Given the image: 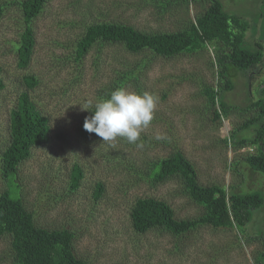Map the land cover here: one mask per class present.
Returning a JSON list of instances; mask_svg holds the SVG:
<instances>
[{"label":"rangeland","instance_id":"1","mask_svg":"<svg viewBox=\"0 0 264 264\" xmlns=\"http://www.w3.org/2000/svg\"><path fill=\"white\" fill-rule=\"evenodd\" d=\"M220 1L227 11L239 13L249 22L247 44L264 36V0ZM0 4L5 7L0 19L5 83L0 92V152L8 140L10 110L24 89V73L39 79L31 95L50 117L53 133L62 131L65 136L58 139L53 135L50 143L33 148L16 170L22 201L35 223L48 229H68L73 234V251L86 264H258L264 251V204L253 213L245 233L235 227L199 225L178 236L154 229L137 234L129 211L136 196L154 195L171 204L177 219L201 214V207L181 193L176 177L156 185L146 178L151 163L173 150H180L193 165L199 184L243 190L249 186L260 189L264 196V176L241 174L248 170L241 156L254 152L255 147L223 142L234 128L257 114V108L247 105L258 97L259 79L264 76V39L263 67L250 83L245 73H237L233 88L224 92V100L232 106L217 119L206 108L202 93L204 85H222L217 67L211 63V44L201 51L171 57H153L148 51L128 53L118 44H94L79 65L74 59L78 35L95 20L126 23L148 33H173L194 22L210 0H48L31 23L35 46L24 70L16 66L12 43L22 29L20 8L16 0H0ZM144 56L148 61L138 72L140 81L123 86L157 98L153 120L139 141L128 143L118 137L106 143L97 135L86 140L79 137L77 118L88 111L81 105L103 98L118 73ZM253 127L240 130L239 136L249 138ZM158 134L166 139L157 140ZM73 161L80 162L84 177L77 189L70 190L68 174ZM233 161L236 171L231 167ZM99 181L105 191L94 200L93 187ZM5 188L0 168V193ZM9 246V237H0V264H12ZM259 264L264 262L259 260Z\"/></svg>","mask_w":264,"mask_h":264},{"label":"trees","instance_id":"2","mask_svg":"<svg viewBox=\"0 0 264 264\" xmlns=\"http://www.w3.org/2000/svg\"><path fill=\"white\" fill-rule=\"evenodd\" d=\"M47 1L16 0L23 24L18 39L12 43L17 57L16 66L22 70L29 66L34 52L35 34L31 23ZM210 1L208 8L197 15L194 22L173 33H148L126 23L95 20L87 24L78 35L74 45V59L79 65V61L94 44H118L128 53L148 51L153 57H171L201 51L211 44L214 48V60L211 63L217 67L216 74L222 85H204L202 93L206 98V108L212 110L216 118L220 119L232 106L224 100V92L233 88L237 73H245L247 82L250 83L254 74L263 67L264 36L253 45L247 44L246 33L250 24L244 16L227 11L220 0ZM4 9V5L0 4V19ZM147 61L144 56L128 70H121L108 92L130 82H139L138 72ZM21 81L24 89L19 92L16 103L10 110L8 140L0 152V168L6 185L0 193V237H9L12 264H86L73 251V234L68 229L38 226L33 214L22 201L16 179L18 165L30 157L33 148L50 143L54 136L58 139H64L65 136L62 131L53 133L50 117L31 95L40 83L37 76L31 72L24 73ZM4 87L0 64V92ZM257 92L258 97L247 105L257 108V114L234 128L223 139L224 144L229 143L233 147H255L254 152L241 156L248 167L241 174L245 173L247 178L253 173L264 176V76L259 79ZM251 96L249 92V97ZM92 114V110H88L77 118L76 133L82 139L96 136L83 128L85 118ZM251 125H254L252 136L240 137V130ZM170 153L168 157L156 158L151 163L146 178L156 185L165 179L176 177L181 193L201 207V214L195 218L180 220L175 217L171 204L163 198L154 195L136 196L129 211L133 231L143 234L154 229L178 236L195 231L199 225H211L215 228L235 227L240 233H245V227L253 213L264 204L263 192L248 188L249 186L243 190L239 186L227 188L215 183L199 184L193 165L182 152L173 150ZM231 167L238 170L235 161ZM83 177L84 170L80 162L73 161L68 174L69 189H77ZM104 191L103 182H96L92 194L94 200L100 199ZM259 260L264 262V251L258 256V264Z\"/></svg>","mask_w":264,"mask_h":264},{"label":"clouds","instance_id":"3","mask_svg":"<svg viewBox=\"0 0 264 264\" xmlns=\"http://www.w3.org/2000/svg\"><path fill=\"white\" fill-rule=\"evenodd\" d=\"M156 107L157 98L152 94L116 88L94 104L81 105L82 110L93 112L85 118L83 128L89 133H95L106 143L118 137L126 139L128 143H137L141 132L152 122ZM155 138L166 139L159 134Z\"/></svg>","mask_w":264,"mask_h":264}]
</instances>
